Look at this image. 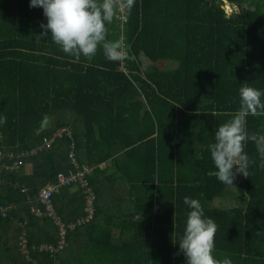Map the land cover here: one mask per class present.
Instances as JSON below:
<instances>
[{"label": "trees", "instance_id": "obj_1", "mask_svg": "<svg viewBox=\"0 0 264 264\" xmlns=\"http://www.w3.org/2000/svg\"><path fill=\"white\" fill-rule=\"evenodd\" d=\"M225 2L236 12L228 14ZM126 10L124 59L108 61L100 50L92 60L74 62L50 32L39 37L42 9L30 8L29 0H0V115L7 119L0 127V207L9 208L0 214V241L5 249L26 243L31 258L21 251L25 264H69L68 250L78 247L106 252L99 264H186L176 243L188 196L217 225L216 258L264 264L257 145L245 148L256 161L248 177L234 167V186L216 179L208 147L213 130L238 109L241 85L264 91V0H134ZM119 22L115 16L107 26L109 40H120ZM160 62L175 67L161 69ZM44 115L49 122L36 135ZM64 129L71 135L46 145ZM247 129L264 136V116H249ZM76 166L92 170L83 192L81 181L61 185L60 175L69 177ZM50 185L55 210L45 215L36 199ZM89 199L96 201L94 215L80 226ZM106 200L114 221L95 224ZM35 207L44 215L37 217ZM152 217L157 225L150 235L145 223ZM60 224L76 225L64 244ZM116 232L126 235L114 242ZM75 235L81 239L73 241ZM45 244L51 247L41 250Z\"/></svg>", "mask_w": 264, "mask_h": 264}, {"label": "clouds", "instance_id": "obj_2", "mask_svg": "<svg viewBox=\"0 0 264 264\" xmlns=\"http://www.w3.org/2000/svg\"><path fill=\"white\" fill-rule=\"evenodd\" d=\"M134 0H29L30 8H40L46 23H41L43 37L50 32L51 41L68 57L79 62L81 58L92 60L102 50L106 60L116 62L125 57L119 40H109L108 25L121 8L131 9ZM238 109L230 119L219 124L214 131V142L210 144V158L216 179L226 186H234V167L237 173L248 177L251 160L245 148L249 142L257 145L264 169V136L250 134L247 129L249 116H264V91L245 83L238 90ZM49 122L44 115L40 126L34 131L39 135ZM7 123L0 115V127ZM104 165L101 166L103 168ZM183 204L188 211L179 251L186 258V264H233L230 256L218 259L213 255L214 237L217 225L214 219L206 217L199 199L184 197ZM24 252V251H23Z\"/></svg>", "mask_w": 264, "mask_h": 264}, {"label": "crops", "instance_id": "obj_3", "mask_svg": "<svg viewBox=\"0 0 264 264\" xmlns=\"http://www.w3.org/2000/svg\"><path fill=\"white\" fill-rule=\"evenodd\" d=\"M103 167H107V166H103ZM109 207H111V206L109 205L107 200H106V202H103L102 205H99L100 211L98 213L95 224L106 225V221H110L111 217H112L111 222L114 221L113 216H112L113 212H111L110 214L105 213V210H107ZM154 210H155V213L158 214L159 207L155 206ZM117 213H119V215L121 214V212H117ZM146 220H147V223H145V224H148L152 227V231L150 232V235L155 234L154 229H155V226L157 225L156 219H153V217H152V218H147ZM116 233L118 234L119 232H116ZM116 233H115L114 242L115 241L118 242L119 239H121V238H118L116 236ZM122 235H123V233L120 234V237H122ZM79 238L80 237L75 235L72 239H73V241L74 240L78 241ZM91 238H92L91 235H89L88 233H84V241L88 242L90 240V242L92 243ZM84 241L82 240L83 243H84ZM5 246H6V244H3V242L1 241V243H0V264H8L9 262H11V264H14L15 261L18 262V264H25V262H24L25 260L23 259V256H21V254H22L21 251L23 252V249L20 248L19 245L18 246L16 244L14 246L10 245V248H8V249H5ZM105 253L106 252H104L98 248L95 250H92V252H87L84 249V247L83 248L78 247L77 252L74 251V257L72 258V262L69 263L68 262L69 259H67L65 262H67L69 264H99V261H105L106 260L107 257L105 255ZM16 256H18L17 260L15 259Z\"/></svg>", "mask_w": 264, "mask_h": 264}, {"label": "built area", "instance_id": "obj_4", "mask_svg": "<svg viewBox=\"0 0 264 264\" xmlns=\"http://www.w3.org/2000/svg\"><path fill=\"white\" fill-rule=\"evenodd\" d=\"M121 9L118 11L120 12ZM122 28V26H121ZM123 50L124 52L126 53V49L125 47H123ZM67 131V133L69 132V130H61V131H58L55 135H54V138L52 140H50L49 142L46 143V145L50 146L53 141L58 137V136H63L64 132ZM66 133V134H67ZM68 135V134H67ZM71 135V133L69 134ZM45 145V146H46ZM42 148V146L40 147ZM45 149V148H44ZM43 149V150H44ZM37 150H34L32 153L36 152ZM72 156H73V152H72ZM22 157L23 154H22ZM2 158H4V155L2 152H0V162L2 160ZM20 165V163L16 164L15 166H13L11 168V170H14L16 168H18ZM86 169V168H85ZM87 171H89L91 173L92 170H89V169H86ZM60 181H61V185L65 186V185H71L72 183H77V181H81V170H76L75 173H72L69 177H66L64 175H60ZM4 182H1L0 181V187L1 185L3 184ZM6 185V184H5ZM13 186V185H12ZM14 188L16 187H19L17 184H15L13 186ZM22 188V191L25 193H29V189L27 187H21ZM56 192V187L53 186V185H50L48 188H45L42 190V193H41V196H40V202L42 205L45 206V208L47 209V211L45 212V215L48 213V214H53L54 213V210H53V201H52V198H53V195L55 194ZM89 200H92V199H89ZM8 210L9 208L8 207H0V214L3 215V216H6L7 213H8ZM33 212H35V214L37 216H42L44 215V212H42V209L41 207H35L33 209ZM88 213V216L82 220H80L78 222V225L82 226L83 224H86L88 221L90 222L91 219L93 218V215H94V208L92 205L88 206L87 205V211ZM68 228L74 230L76 228V225L75 224H72V225H66V224H60V228H59V236L62 238V241L60 242L61 244H64L65 243V235L68 233ZM24 247H26V243H22V249H24ZM24 251V250H23ZM25 253V251H24Z\"/></svg>", "mask_w": 264, "mask_h": 264}, {"label": "rangeland", "instance_id": "obj_5", "mask_svg": "<svg viewBox=\"0 0 264 264\" xmlns=\"http://www.w3.org/2000/svg\"><path fill=\"white\" fill-rule=\"evenodd\" d=\"M224 8L226 9V11L228 12V14H232V13H235L236 12V8L235 7H232V6H230V4L228 3V2H225V6H224ZM127 8H121V11L120 12H118L117 13V15H116V19H120L121 20V22H119L120 23V25L122 26V30H121V36H120V42L122 43V44H124L123 45V47H125L126 45H125V37H124V29H125V25H126V23L129 21L128 20V16H127V10H126ZM151 63H149V65L148 64H145V66H144V70H149V69H151ZM159 67L161 68V69H172V68H174L175 67V65L174 64H171L170 62L168 63V62H160V64H159ZM47 127V126H46ZM71 129L69 130V132L67 133L68 135L71 133ZM67 134H64L63 136H66ZM45 148V145H43L42 146V148H40V149H38L36 152H34L33 153V155H36L37 153H39L42 149H44ZM45 150V149H44ZM104 166H107V165H110V164H103ZM106 167H103V169H105ZM81 170V187H82V192H83V190H84V188H85V186L87 185V183H88V181H89V178H90V176H91V173L89 172V171H87L85 168H82V167H80V166H76L75 167V170H73V171H76V170ZM32 173H33V165L32 164H29V166L27 167V171H26V175L27 176H30V175H32ZM235 173L236 174H238L237 172H236V169H235ZM18 185V184H17ZM107 188H108V186H107ZM110 188V187H109ZM43 190V189H42ZM42 190H40V192H39V196H38V199H36V200H38V201H40V196H41V193H42ZM73 193H76V191L74 190L73 191ZM80 201H81V198H80ZM103 203H101V205H102ZM87 205L88 206H90V205H92V206H95L96 205V201H93V200H89L88 202H87ZM53 210H55V208H54V204H53ZM34 214H35V212H33ZM36 215V214H35ZM37 216V215H36ZM37 217H39V216H37ZM89 222V221H88ZM87 222V223H88ZM86 223V224H87ZM83 225H85V224H83ZM82 225V226H83ZM125 235L126 234H123L122 235V237H125ZM116 236L118 237V238H120V233H116ZM127 239V238H126ZM121 240V239H120ZM0 243H1V241H0ZM22 244V243H21ZM21 244H19V246L21 245ZM44 247H46V248H48V247H51V246H47L46 244L44 245V246H41V250L44 248ZM27 247H24V251H25V253L26 254H28V257H26V258H28V259H30L31 258V256H30V254H29V251L26 249ZM23 253V252H22ZM24 254V253H23ZM68 257H69V259H72L73 257H74V251H73V249H70V250H68Z\"/></svg>", "mask_w": 264, "mask_h": 264}]
</instances>
